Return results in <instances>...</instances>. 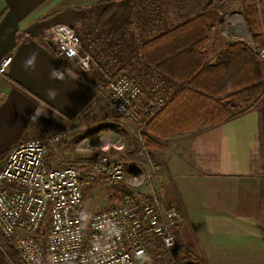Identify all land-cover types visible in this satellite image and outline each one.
Returning <instances> with one entry per match:
<instances>
[{
	"label": "crops",
	"instance_id": "crops-1",
	"mask_svg": "<svg viewBox=\"0 0 264 264\" xmlns=\"http://www.w3.org/2000/svg\"><path fill=\"white\" fill-rule=\"evenodd\" d=\"M94 1L0 0V60L11 57L9 66L0 74V164L20 141L45 139L52 132L61 131L63 143L48 144L46 165H70L84 172L91 169L94 160L78 161V144L103 131H119L116 127L120 119L132 124L131 133L133 125H138L141 133V124L109 108L107 92L98 90L100 66L113 74L123 65L143 84H159L161 92L168 96L173 92L172 83L165 76L151 74L142 64L126 60L129 49L139 48L145 40L142 19L147 9L143 4L136 8L139 21L125 31L122 49L105 48L94 38L88 44L81 41L97 65L90 72L60 58L42 42L44 30L58 24L68 25L81 35V22L89 7L86 2ZM159 1L152 0L156 9ZM258 2L264 24V0ZM215 42L211 37L206 50L209 64L216 61L225 46V41ZM33 57L34 67L26 66ZM125 135L133 145L131 135ZM97 141V150L103 147L106 151V142ZM148 150L151 159L146 160L139 153V159L135 156L125 160L122 179L149 173L152 177L144 195L149 196L151 188L155 189L163 203L179 207L183 221L174 228V235L181 261L264 264V86L245 112L217 124L201 123L192 131L158 140L153 150ZM150 163L156 166L153 172ZM92 186L98 189L105 184L95 182ZM84 197L87 214L101 210L98 205L91 207ZM112 201L115 198L108 201L109 206ZM131 201L138 205L136 198Z\"/></svg>",
	"mask_w": 264,
	"mask_h": 264
},
{
	"label": "built area",
	"instance_id": "built-area-1",
	"mask_svg": "<svg viewBox=\"0 0 264 264\" xmlns=\"http://www.w3.org/2000/svg\"><path fill=\"white\" fill-rule=\"evenodd\" d=\"M42 42L85 73L97 67L91 54L83 50L79 35L68 25L46 28ZM253 50L264 58V46ZM10 61V56L0 60V74ZM98 69L102 76L98 89L107 92L113 112L137 121V113L154 117L164 107L168 96L159 84L148 87L125 70L110 74ZM125 85L123 99L114 98L117 89ZM63 136L64 132L55 131L45 139L20 141L0 164V232L12 241L22 263L137 264V254L144 253L143 239L150 235L159 238L171 256L177 247L174 228L183 221L179 207L162 203L152 188L150 195L135 205L132 194L124 190L120 201L85 215L81 171L70 165L50 168L45 163L48 144L60 143ZM150 165L155 171L156 166ZM91 170V179L109 185L122 179L124 164L115 155H103Z\"/></svg>",
	"mask_w": 264,
	"mask_h": 264
},
{
	"label": "trees",
	"instance_id": "trees-1",
	"mask_svg": "<svg viewBox=\"0 0 264 264\" xmlns=\"http://www.w3.org/2000/svg\"><path fill=\"white\" fill-rule=\"evenodd\" d=\"M218 1L208 0L199 14L167 27L152 24L156 19L151 14L156 10L152 0H97L84 14L81 22L83 33L80 35L75 31L81 41L87 44L94 38L104 43L105 48L120 46L118 48L122 49L126 28L134 22L137 6L143 4L147 9L142 19L146 27L145 40L139 48L129 49L130 56L126 60L142 64L151 74L165 76L174 88L170 96L167 95L164 107L154 117H149L145 112L137 113V122L143 126L141 140L148 149L153 150L158 140L192 131L201 123L217 124L245 112L256 93L264 86V58H260L250 44L242 39H226L216 61L207 63L208 32L219 24L223 14L222 8L215 4ZM225 1L224 6L228 7L230 0ZM238 1L253 44L257 48L263 47V18L258 0ZM116 70H125L136 78L123 65ZM97 79L102 80L99 72ZM99 154H94L90 159L94 160V156ZM138 155L139 151L134 145L126 144L121 157L127 161L135 156L139 159L141 156ZM86 169L83 172L84 183L91 182L93 185L95 182L89 177L91 169ZM91 184L88 186L92 188ZM103 184L110 198L115 200H119L127 189L123 179L109 185ZM143 240L144 253L137 258V264L191 263L178 258V246L170 256L159 238L150 235ZM0 264H21L12 241L1 232Z\"/></svg>",
	"mask_w": 264,
	"mask_h": 264
},
{
	"label": "rangeland",
	"instance_id": "rangeland-1",
	"mask_svg": "<svg viewBox=\"0 0 264 264\" xmlns=\"http://www.w3.org/2000/svg\"><path fill=\"white\" fill-rule=\"evenodd\" d=\"M97 1V0H96ZM86 2V6H89L86 10L91 8L93 4L96 2ZM208 0H160L158 3L160 4V7L155 10V13H151L156 19L152 24H156L158 26L164 25V26H172L176 25L182 21H184L187 17H193L197 14H199L202 11V7L207 3ZM218 1V0H217ZM227 1V0H226ZM225 1V3H226ZM259 1V0H258ZM158 4V5H159ZM216 5L220 6L222 8L223 14L220 18V22L214 29L210 30L208 32L209 35V42H211V37L213 38V42L216 41V44H220L222 41H226V39H242L246 41L250 46L255 48L256 46L253 44L251 32L248 28V25L245 21L242 8L240 7V1L238 0H230L228 2L229 6L226 7L224 6V0H219L218 2H215ZM139 6V5H138ZM224 6V8H223ZM140 19L139 17H135L134 22H138ZM131 25V24H130ZM129 25V26H130ZM128 27V26H127ZM162 27V26H161ZM127 29V28H126ZM213 31V32H212ZM216 31V32H215ZM212 32V33H211ZM215 32V33H214ZM263 34H264V24H263ZM221 41V42H220ZM209 45V44H208ZM9 66V65H8ZM108 70V69H107ZM99 79L97 83H99ZM99 90V89H98ZM107 99V95H106ZM108 104V101H107ZM109 105V104H108ZM120 125L116 127V129L122 130L120 132L117 130H111L110 132L107 131L106 133L101 132L100 134L96 135L94 138L88 139V141L85 140L84 143L78 144V149L77 152L75 151V155L77 156V160L80 161H85L87 158H92L94 154L100 153L98 156H94V161L100 156L103 155H115L117 156L122 162V155H124V151L126 148V144H130V141L126 140L127 137L125 134L131 135V138L133 139V145L135 148L139 151L140 155L144 157V159L147 160V158L151 159L153 158L150 155V152L148 149H146L145 145L143 144L141 140L140 133L138 132L139 126L138 125H133V130L132 133L130 131L131 125L125 121V119H120L119 120ZM129 125V127H128ZM94 128V127H93ZM87 130V129H86ZM125 135V136H124ZM98 136V137H97ZM89 138V137H87ZM135 138V140H134ZM82 138H80L81 140ZM86 139V138H85ZM97 139L99 140L100 144H106L107 149L104 151L102 148L97 150ZM130 139V138H129ZM79 140V141H80ZM63 141V139H62ZM60 142L57 145L62 144L63 142ZM115 144L114 147H110L111 144ZM109 146V147H108ZM113 149V152H110L109 150ZM54 150V149H52ZM80 154V155H78ZM139 156V155H138ZM125 163V161L123 162ZM147 170V168L145 169ZM92 170H90L91 172ZM82 176H83V172ZM148 174V173H147ZM147 174H144V176L139 175V176H134V177H127L126 179H123V182L125 183L126 191H129L131 197L136 198L138 201V204L140 202L139 197H135L136 195H140V197L146 196V191H148L146 188L149 186V181L151 180V177H148ZM149 180V181H148ZM111 183H115L111 182ZM109 183V184H111ZM97 187V186H95ZM91 187H84L82 186V192H83V197L84 200H86L87 203L90 204L91 207L93 208H98V206H101L100 209L109 206L110 196L108 195L106 191V187H100V188H91ZM90 189V190H88ZM155 190V189H154ZM156 191V190H155ZM85 193V194H84ZM124 192H122L121 197L119 200H115L114 202L120 201L122 198V195ZM107 204H104L106 202ZM113 201L111 202L110 205L114 203ZM98 205V206H97ZM103 205V206H102ZM83 213L86 215L87 213L84 211V204H83ZM90 215V214H87ZM21 264L22 261L20 259Z\"/></svg>",
	"mask_w": 264,
	"mask_h": 264
},
{
	"label": "clouds",
	"instance_id": "clouds-1",
	"mask_svg": "<svg viewBox=\"0 0 264 264\" xmlns=\"http://www.w3.org/2000/svg\"><path fill=\"white\" fill-rule=\"evenodd\" d=\"M26 66H32L34 67V57L32 59L27 60ZM127 85L124 86V88L117 89V95L114 98H122L124 97V91L127 89ZM138 256H142L143 253H138Z\"/></svg>",
	"mask_w": 264,
	"mask_h": 264
}]
</instances>
